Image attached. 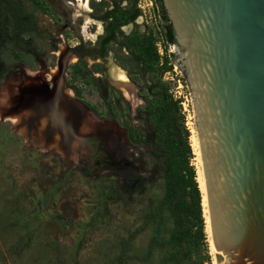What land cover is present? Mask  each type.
Masks as SVG:
<instances>
[{
  "label": "rangeland",
  "instance_id": "rangeland-1",
  "mask_svg": "<svg viewBox=\"0 0 264 264\" xmlns=\"http://www.w3.org/2000/svg\"><path fill=\"white\" fill-rule=\"evenodd\" d=\"M42 1L47 11L26 0H0L3 8L19 10L27 5L26 10L38 22V30L27 37L19 30L0 36V264H120L123 242L131 237V257L126 264H163L164 254L159 250L152 261L138 258L146 254L154 233L152 227L140 230L149 199L164 194L160 156L148 145L132 143L126 129L114 120L130 121L151 136L145 96L152 83L162 79L182 100L195 154L192 162L201 184L203 163L194 143L196 122L190 87L177 61L176 44L164 41L156 0H138L142 14L137 24L124 31L153 32L160 54L172 64L171 71L142 76L136 65L118 58L126 55L124 49L118 44L109 46V52L115 53V65L129 76L140 99L137 104L109 80L107 66L113 58L102 62L87 53L71 51V47L87 50L96 41L99 23L101 28L104 24L90 13L102 14L112 0H89L91 10L83 14L75 7V0ZM126 4L127 0L123 1ZM100 8L103 10L98 11ZM86 15L92 20L88 28L91 36L83 33ZM15 47L26 51L36 63L28 66L18 60ZM63 56L68 63L66 83L75 87L79 98L94 112L82 130L87 134L79 136V144L76 140L71 152L58 145L59 135L53 143L44 138L46 124H41L38 135L30 136L27 126L20 124L22 119L17 122L11 118L17 113L5 112L17 92V83L30 79L29 75L63 82L59 75ZM55 69L57 76H53ZM203 206L207 219L208 203L203 201ZM206 231L208 250L204 247L198 263L216 264L208 222ZM186 264H195V260Z\"/></svg>",
  "mask_w": 264,
  "mask_h": 264
},
{
  "label": "water",
  "instance_id": "water-1",
  "mask_svg": "<svg viewBox=\"0 0 264 264\" xmlns=\"http://www.w3.org/2000/svg\"><path fill=\"white\" fill-rule=\"evenodd\" d=\"M163 3L192 96L215 259L264 264V0Z\"/></svg>",
  "mask_w": 264,
  "mask_h": 264
},
{
  "label": "trees",
  "instance_id": "trees-1",
  "mask_svg": "<svg viewBox=\"0 0 264 264\" xmlns=\"http://www.w3.org/2000/svg\"><path fill=\"white\" fill-rule=\"evenodd\" d=\"M26 1L39 6L43 11L48 10L42 0ZM123 1L125 0H112L102 14H94L95 18L106 23V34L102 40L106 52L111 44H118L120 49L127 51L126 55H118V58L129 65H136L142 76L163 75L171 71L172 64L167 56L160 54L153 32L142 33L135 29L131 34L125 35L120 31V26L135 21L142 14L138 0H129L130 3L127 0L126 5H123ZM156 4L163 21L164 41L168 45L176 44L175 32L163 0H156ZM98 5L101 6L102 3L99 2ZM26 7L27 5L14 10L10 6H0V36L9 30H19L22 36L27 37L38 30L35 15L29 13ZM13 53L28 66L36 63V59H32L23 49L15 47ZM105 86L109 85L105 83ZM147 92L145 109L152 128L151 136L130 121L123 122L114 118L126 129L132 143L152 147L160 156L163 167L164 194L159 199H149L140 228L143 231L152 227L154 233L146 254L138 258L144 262L152 261L155 251L159 250L164 254L163 264H186L192 260H195V264H203L198 263V260L201 259L204 247L208 250L207 219L203 191L192 162L195 154L190 142L191 134L185 124L182 100L175 97L162 79L154 81ZM132 238L123 242L120 264H126L131 257L128 245Z\"/></svg>",
  "mask_w": 264,
  "mask_h": 264
},
{
  "label": "flooded vegetation",
  "instance_id": "flooded-vegetation-1",
  "mask_svg": "<svg viewBox=\"0 0 264 264\" xmlns=\"http://www.w3.org/2000/svg\"><path fill=\"white\" fill-rule=\"evenodd\" d=\"M90 16L95 18L94 11H91ZM137 19L120 26V31L125 35L131 34L134 28L129 33H125L124 28L137 24ZM101 21L104 26L98 33L96 41L87 50L82 51L79 47H71V51L78 55L87 53L89 57L100 59L102 62L108 61L112 57L113 62L117 64L114 59L115 53L106 52L103 46L102 40L106 34V23L103 20ZM72 48L75 49L72 50ZM125 52L127 53L126 50ZM62 60L65 61V59H60V61ZM67 68L65 74L62 75L59 62V75L64 81L63 85L58 83L57 79H44L40 74L38 76L29 75L30 79L26 80V78L17 83V92L13 95L11 106L5 112H22L24 114V112L29 111L27 115L24 114L20 124L27 126V134L30 136L39 134V127L45 120L47 123L42 131L44 138L49 143H53L56 141L57 135H59L58 145L62 146L66 152H71L79 144V136L87 134L83 133L82 130L89 119L92 118L94 112L89 105L79 98V92L75 87L66 83ZM107 68L110 80V66L108 65ZM113 86L116 87L115 85ZM70 91H73L72 95ZM76 140H78V143L75 145Z\"/></svg>",
  "mask_w": 264,
  "mask_h": 264
},
{
  "label": "bare ground",
  "instance_id": "bare-ground-1",
  "mask_svg": "<svg viewBox=\"0 0 264 264\" xmlns=\"http://www.w3.org/2000/svg\"><path fill=\"white\" fill-rule=\"evenodd\" d=\"M75 1L77 2L75 4V7L78 9V12L79 13L83 14V13H87L88 11L91 10L89 0H75ZM91 22H92L91 18H89V16L86 15V22H85V24L83 26V33H84L85 36H91V33L88 30L89 24ZM99 26H100V31H101L102 28H101V24L100 23H99ZM68 53L69 52H67V54ZM61 59H67V56H63ZM73 60H75V58H73ZM111 64H112L111 71H110V81H111V83L113 85H115L116 87H119L123 91L124 95L126 97H128V99H130L134 104L139 103L140 102V99L137 97L135 89L132 88V86H131V82H130V79H129V76H128L127 72L123 68H121L119 66H116L113 61H112ZM53 72H54L53 76H57L58 75V72H57L56 69ZM63 82H61V80H59L58 83H60L61 85H63L64 84ZM70 94L72 95L73 94V91H70ZM28 112L29 111L24 112V114L27 115ZM24 114L22 112L21 113H17L13 117L11 116V118L15 119L18 122V119H20V120L23 119ZM46 123L47 122L45 120H43V124H46ZM193 130H194V143H195V148L197 149V153L199 154V157H201L202 153L200 151L201 150V146H200V140H199V137H198L197 126H194V129ZM200 174H201V177H200L201 184L200 185H201V189L203 191L204 204L207 205L206 185H205V178H204V173H203V170L202 169L200 170ZM205 209H206V211H208L206 206H205ZM206 215H207V222H208L209 234L211 236V227H210V221H209L208 213ZM212 245H213L212 247L214 248V251L213 252H215L214 254L218 253L216 251L215 247H214V244H212ZM215 263L216 264H220V263H218L216 261V259H215Z\"/></svg>",
  "mask_w": 264,
  "mask_h": 264
},
{
  "label": "built area",
  "instance_id": "built-area-1",
  "mask_svg": "<svg viewBox=\"0 0 264 264\" xmlns=\"http://www.w3.org/2000/svg\"><path fill=\"white\" fill-rule=\"evenodd\" d=\"M140 6V5H139Z\"/></svg>",
  "mask_w": 264,
  "mask_h": 264
}]
</instances>
